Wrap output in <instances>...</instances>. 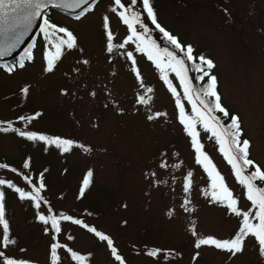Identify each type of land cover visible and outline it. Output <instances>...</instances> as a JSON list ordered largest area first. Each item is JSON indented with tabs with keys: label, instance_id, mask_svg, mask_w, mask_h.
I'll return each mask as SVG.
<instances>
[{
	"label": "rangeland",
	"instance_id": "obj_1",
	"mask_svg": "<svg viewBox=\"0 0 264 264\" xmlns=\"http://www.w3.org/2000/svg\"><path fill=\"white\" fill-rule=\"evenodd\" d=\"M126 3L121 0V7L115 0H96L75 18L51 10L49 24L67 29L76 40L71 49L61 47L52 71L46 70L47 58L55 54L60 37L67 39L59 31L54 38L40 35L33 58L23 67L7 70L0 65V131L8 129L0 132V159L9 165L0 167V180L5 181L0 189L13 241L4 245L0 225V252L5 254L0 264L5 258L51 264L56 241L52 264H78L66 245L86 254L90 264H264L251 235L235 255L214 245L196 247L200 238L225 240L233 235L251 201L220 142L197 121L200 152L223 177L241 215L232 213L226 202L212 199V177L197 160L176 101L179 97L185 115L194 117L191 102L166 58L157 67L146 51L137 50L139 41L127 40L132 30L119 15L129 17ZM140 3L151 20L143 0ZM150 4L162 28L182 45H191L195 57L214 62L211 73L217 77L221 103L239 117L243 138L250 141V159L264 170V0ZM7 120L16 131L70 140L71 145L63 146L69 151L18 132L16 136L10 126L1 127ZM40 170H45L43 175ZM41 183L44 188L37 193ZM185 183L190 185L187 192ZM17 188L38 196L40 206L37 200L22 199ZM48 209L81 218L89 230L62 221L56 232L50 219L48 224L39 219L41 214L49 217ZM96 231L112 240L110 248ZM152 251L157 254L149 255Z\"/></svg>",
	"mask_w": 264,
	"mask_h": 264
},
{
	"label": "snow or ice",
	"instance_id": "obj_2",
	"mask_svg": "<svg viewBox=\"0 0 264 264\" xmlns=\"http://www.w3.org/2000/svg\"><path fill=\"white\" fill-rule=\"evenodd\" d=\"M135 2V0H133ZM88 0H76V6L80 4H87ZM117 5L123 7L121 0H115ZM49 5L55 7H67L69 5L65 4L63 0H0V40L6 42L5 46H0V56H5L9 54L15 47L22 42L24 35L30 31L33 22L37 18L43 19V25L41 31L45 32L49 37L54 38L55 32L59 31L60 33H66L67 39L60 37L58 42L55 44L56 52L53 56L47 58V71L53 70V61L57 59L60 55L61 47L66 45L67 48L71 49L76 46V40L73 34L65 28L57 29V26L54 24H49L48 18L44 15L45 10ZM143 6L147 11V15L151 18L152 23L156 24V27L163 33L167 40L176 48L184 52L187 61L199 60L198 64H193L192 67L200 73L197 77L198 80L204 81L207 77L206 83L195 92L196 99H193V88L190 84L189 78L187 76V67L184 58L177 57L174 51H170L167 48L161 50L157 47L154 41L147 42L144 37L137 31V29L132 25V22L128 17L125 16L124 12H121L119 15L123 18V22L129 26L132 30V35H130L127 40L132 41L135 38L136 41H139L137 44V50L141 52H147L148 59L154 60L157 64V67H161L164 58L167 59V67H170L175 73L176 77L180 79V83L183 86L184 95L191 102L193 116H187L184 112L183 105L180 104L179 97H177V105L180 108V120L184 125L188 134L192 137L193 146L195 147L198 156L197 160L199 163H202L205 166V169L208 171L209 176L212 177V188L211 197L217 203L226 202L227 207L237 216H240L241 213L237 210V201L233 198L232 192L227 188L223 182V177L219 172L215 171V166L211 164L209 158L200 152V144L198 143L196 137L198 135L196 131V123L199 121L205 131H212L213 136L220 142L221 151L226 156L228 163L232 165V168L235 171V175L241 185L246 187L247 199L251 201L252 206L257 209L254 213V216L257 223H253L250 220V213H243L242 227L240 228L238 234L232 239L219 240L213 237L200 238L196 247L199 248L202 245H214L217 249L226 250L233 255L240 253L244 247V238L251 235L254 236L258 241L261 249V253L264 254V187H260L256 184V181L264 182V170L259 166H255V170L246 174V169L254 166V161L249 158V149L250 141L247 139H241L242 128L239 117L237 115H231L227 109L221 103V96L217 91V77L211 73V70L215 67L214 62L203 55L195 57L193 55L194 49L191 45H182L174 35H171L164 28H162L156 22V14L150 0H143ZM132 19L135 20L137 24L140 23L139 14L133 12ZM107 20V17H105ZM143 27V25H142ZM53 29L52 33H47V29ZM147 31V28L144 29ZM108 39L111 41V33L108 34ZM123 47V45H120ZM113 50L112 44L109 42L108 51ZM26 56L30 58V53L26 52ZM128 56L131 57L132 53L129 52ZM20 67H23V62H20ZM11 70V69H9ZM137 75H139L137 73ZM167 82V76L163 77ZM170 90L175 95L176 89L172 87L171 83L168 84ZM24 92H27L28 89H23ZM149 92L152 91L151 88L148 89ZM203 97V98H201ZM199 101V104L197 103ZM141 103L146 101L143 97L140 98ZM214 112L222 113L224 117H230V123L221 124V117L213 115ZM161 115V114H157ZM152 119V116L148 117ZM23 119V118H22ZM3 131H8L7 128L2 129ZM20 136H26L27 139L32 141H45L47 144L56 145L58 148L62 147V150L67 152L69 151L68 147H63L64 145H71L72 141L63 140L60 137H48L45 135H38L35 132H19ZM0 167H5V165H0ZM25 167H28L25 164ZM15 171V169H13ZM191 173H189V176ZM92 176V172L89 171L88 177ZM25 179H28L25 177ZM84 186L86 187L89 184V179L84 180ZM5 184L4 180H0V185ZM189 183H185L184 191L189 190ZM9 187H12L9 182ZM44 188V184L41 183L40 187L36 189V192L39 193L40 189ZM16 191L20 193V197L23 199L29 197L33 200H37L36 207H39V198L38 196H32L31 193H27L17 188ZM84 193V187L81 188V195ZM65 220H72L71 216H63ZM39 219L43 221L44 224L49 223L51 220L52 228L56 232L60 231L59 220L56 216L45 217L43 214L39 216ZM74 223L81 224L80 220H75ZM0 225H3V243L5 246L13 243L10 240L9 224L5 219V204H4V193L0 191ZM87 227V225H85ZM95 231V229H92ZM96 236L101 240L106 241L108 246H112V240L96 231ZM52 259H56V249L57 244L52 246ZM112 254L115 256L117 261L121 260V256L116 254V249L112 248ZM156 251L149 253L151 256H155ZM4 252H0V257H4ZM74 259H83L82 257H77L76 253H73ZM5 264H28L24 260H15L11 258H5Z\"/></svg>",
	"mask_w": 264,
	"mask_h": 264
},
{
	"label": "trees",
	"instance_id": "obj_3",
	"mask_svg": "<svg viewBox=\"0 0 264 264\" xmlns=\"http://www.w3.org/2000/svg\"><path fill=\"white\" fill-rule=\"evenodd\" d=\"M143 10L144 9H143V7H142V5L140 3V0H135V2H133V0H127V3H126V11L129 14V17L128 18L132 22V25L138 30V32L141 33L142 35H144L145 38L149 42L154 41L155 44L157 45V47L159 49L163 50V49L167 48L170 51H174L176 53L177 57H180V58H184L185 59V63H186V67H187V76H188L189 81H190V84H191V86L193 88V93H192L193 99H196L195 92L197 90H199L206 83V81L208 79L207 77H205V80L204 81H200V80L197 79V77L200 75V73L197 72L192 67V65L193 64H198L199 63V60L197 59V60H194V61H187L184 52H182L180 49H176L167 40V38L163 35V33L160 32V30L156 27V24H153L152 23V20L146 18V15H145V13H144ZM50 11L51 10H49V12ZM133 12L139 14V20H140V23L139 24H137L135 22V20L132 19V13ZM142 25H143V27H142ZM145 28H147V31L144 30ZM49 31H50V29L48 28L47 29V33ZM165 31H167V30L165 29ZM40 35L44 36V35H46V33L43 32V31H41V29H40V31L36 34V36L32 39V41H30V43L19 53V55H17V57H14L12 59V61L15 62L19 58H23L24 61L31 60L33 58V50L36 47V41H37L38 37H40ZM26 52L30 53V58H28L26 56ZM201 98H203V97H201ZM197 103L199 104V101H197ZM229 114H230V116L232 115L231 113H229ZM213 115H216V116L221 117V124H225L226 125V124L230 123V117H227L226 118V117L223 116L222 113L214 112ZM12 123H13L12 120H7L4 123H1V125H3L1 127L4 128V127L10 126V128L12 129L10 132L14 133L17 136V132L19 133L20 130H19V128L17 129V131L16 130H13ZM2 131H0V132H2ZM241 139L242 140L244 139L243 138V131H242ZM249 158H250V153H249ZM3 163H5L6 166H9L7 164V161L6 160H3V162H2V160L0 159V165H3ZM255 166L256 165L254 164V166L249 167L248 169H246V174L254 171L255 170ZM45 170H46V168H45ZM45 170H40L39 171L40 175L41 174L43 175V172ZM256 184L258 186H260V187H264V182L256 181ZM241 186L243 188H245L244 185H241ZM0 191H2L4 193L3 188H1ZM4 196H5V193H4ZM251 208H249L246 212H249L250 213V220H251V222L254 221L255 223H257L258 221L256 220V218L254 216V213L257 211V209L252 206V203H251ZM47 213H48L49 217L56 216L58 218V220H59V226H60V224H61L62 221H68V222H70L73 225L81 226V227L84 226L83 228H86L85 225L82 224V223L81 224L74 223L75 220H77V219L78 220H81V218H79L77 216H74V215H70L66 211H56L55 212L52 209H48V212ZM63 216H71L73 219L72 220H65V219L62 218ZM242 220L240 222V225H239L237 231L233 235H231L228 239H232V238H234L238 234L240 228L242 227ZM54 244L59 245V242L56 241ZM66 249L68 250V252L71 254L72 257H73L72 254L73 253H76L77 257H82L83 258V259H74L73 258L78 264H90V262H88L89 260H87V258H86L87 257L86 254L80 253L78 250H76V249H74V248H72V247H70L68 245H66ZM56 255H57V249H56ZM30 262L33 263V264H39L38 262L33 261V260H30ZM50 262H51V264L54 262L53 259H52V248H51Z\"/></svg>",
	"mask_w": 264,
	"mask_h": 264
},
{
	"label": "water",
	"instance_id": "obj_4",
	"mask_svg": "<svg viewBox=\"0 0 264 264\" xmlns=\"http://www.w3.org/2000/svg\"><path fill=\"white\" fill-rule=\"evenodd\" d=\"M92 1H94V0H88L87 4H80L79 6H76V0H63V2L69 6H67V7H55L53 5H49L48 8L45 10L44 15L50 9H54V10H57V11H60V12H63L65 14H69V15H77L84 7L89 5ZM42 22H43L42 18H37L33 22V25L31 27L30 31H28L24 35V37L22 38V42L19 43V45L17 47H15L9 54H7L5 56H0V60H2V61L9 60V59L13 58L14 56H16L19 52H21L26 47L28 42L32 39V37L36 34V32L38 31ZM5 44H6V42H4L3 40H0V46H5Z\"/></svg>",
	"mask_w": 264,
	"mask_h": 264
}]
</instances>
